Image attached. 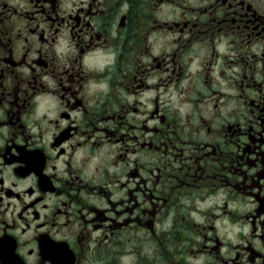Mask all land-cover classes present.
I'll return each instance as SVG.
<instances>
[{
	"label": "flooded vegetation",
	"instance_id": "flooded-vegetation-1",
	"mask_svg": "<svg viewBox=\"0 0 264 264\" xmlns=\"http://www.w3.org/2000/svg\"><path fill=\"white\" fill-rule=\"evenodd\" d=\"M0 264H264V0H0Z\"/></svg>",
	"mask_w": 264,
	"mask_h": 264
}]
</instances>
